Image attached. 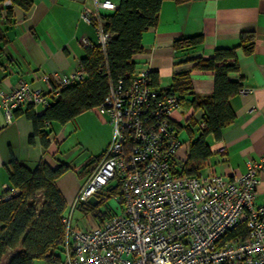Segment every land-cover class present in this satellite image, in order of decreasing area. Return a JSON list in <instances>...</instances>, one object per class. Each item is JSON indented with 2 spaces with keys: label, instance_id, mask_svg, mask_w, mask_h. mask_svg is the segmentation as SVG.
I'll list each match as a JSON object with an SVG mask.
<instances>
[{
  "label": "built area",
  "instance_id": "obj_1",
  "mask_svg": "<svg viewBox=\"0 0 264 264\" xmlns=\"http://www.w3.org/2000/svg\"><path fill=\"white\" fill-rule=\"evenodd\" d=\"M4 4L11 6L12 0ZM117 6L114 0H90L83 6L81 18L98 35L96 42L84 38L85 47L107 48L113 34L105 30V13ZM150 72L144 67L129 83L120 79L112 84L94 108L103 118L110 116L113 138L62 218L64 264H264V202L256 201L264 157L247 160L246 172L232 177L213 171L176 173L173 164L182 141L172 113L181 99L153 86ZM38 78L45 85L33 87L22 79L10 92H0L7 122L22 105L46 108L63 87L85 74L80 68L41 72ZM251 91L240 89L245 95ZM113 181L121 211L101 225L73 226L74 209L91 197L107 200ZM15 193L8 184L0 201Z\"/></svg>",
  "mask_w": 264,
  "mask_h": 264
},
{
  "label": "crops",
  "instance_id": "obj_2",
  "mask_svg": "<svg viewBox=\"0 0 264 264\" xmlns=\"http://www.w3.org/2000/svg\"><path fill=\"white\" fill-rule=\"evenodd\" d=\"M114 1L119 3V0ZM85 4H90V0H33L29 10L13 4L8 21L9 6L0 0L3 34L0 39V92H10L22 79L33 87L43 86V80L38 78L41 72L69 73L82 67V59L88 55L83 39L94 42L98 39L94 26L81 18ZM243 33L254 34L255 49L250 54H246L241 46ZM198 34L203 35L202 43L188 49L175 48L177 39ZM142 45L144 52L137 57L138 68L150 67L158 75V85L162 88L172 86L176 71L191 69L194 93L182 94L183 100L172 113L180 140H186L182 141L185 145L183 156L180 153L176 157L178 168L181 161L183 164L191 141L201 133L204 111L193 106L194 95L214 92V72L194 68L195 60L212 57L218 48L236 49L239 71L231 77L252 91L248 95L239 91L230 99L235 120L223 129L220 138L211 137L212 154L201 172L213 171L232 177L235 173L246 172L247 160L264 157V0H189L180 4L165 0L158 25L143 33ZM28 106H33L38 114L45 110L42 105L25 104L18 108L20 113L14 120L7 122L0 107V193L9 184L5 164L11 159L16 158L30 168L36 167L42 158L53 166L62 160L73 164L75 170L80 169L65 185L63 182L58 185L68 208L69 203L75 202L113 138L110 116L105 115L104 119L93 108L64 125L54 124L52 142L44 151L39 138L34 144L30 143L33 123L25 114ZM71 137L69 147L86 145L91 152L87 158L80 160L81 155L69 157L75 149H68L62 156V147ZM90 163L87 173L84 168ZM257 177L256 201L263 203L264 169ZM111 186L112 183L108 188ZM102 223L87 221L81 226L93 227Z\"/></svg>",
  "mask_w": 264,
  "mask_h": 264
},
{
  "label": "trees",
  "instance_id": "obj_3",
  "mask_svg": "<svg viewBox=\"0 0 264 264\" xmlns=\"http://www.w3.org/2000/svg\"><path fill=\"white\" fill-rule=\"evenodd\" d=\"M164 1L119 0L116 9L105 13V30L113 36L105 50L99 45L88 48V55L82 59L81 67L85 78L63 87L59 97L53 98L43 113L38 114L33 106L25 110L33 123L30 143L34 144L35 139L39 138L43 150L47 151L53 139L54 124L64 125L82 112L100 105L111 85L120 79L125 83L130 82L139 70L137 57L144 52L142 35L158 25ZM173 1L180 4L189 0ZM13 4L29 10L33 0H12ZM12 5L8 7V21L12 16ZM2 37L0 27V39ZM202 41L203 35L198 34L177 39L174 46L176 49H188ZM241 46L246 54L252 53L255 49L254 34L243 33ZM195 61L194 68L214 72V92L205 96L194 95L193 106L204 111L200 122L201 133L191 141L180 168L176 159L173 164L176 173L190 175L199 174L211 156V137L220 138L223 129L234 122L236 115L230 99L243 88L238 80L231 77L239 71L235 48H218L212 57ZM150 74L152 85L160 87L158 75L152 70ZM162 90L177 94L181 101L182 94L194 93L191 69L176 71L172 86ZM19 113L17 109L15 116ZM92 163L84 168L85 172L89 173ZM69 168L62 160L53 166L44 158L34 168L16 158L5 164L9 185L17 189V193L0 201V264H34L36 259L44 264H64L66 229L62 218L66 214L67 201L57 181ZM117 187L115 182L108 189L116 195ZM39 193L42 194L40 206L35 199ZM77 207L85 213H95L97 209L89 202H81ZM110 216L101 219V222ZM9 253L10 257L4 262Z\"/></svg>",
  "mask_w": 264,
  "mask_h": 264
},
{
  "label": "rangeland",
  "instance_id": "obj_4",
  "mask_svg": "<svg viewBox=\"0 0 264 264\" xmlns=\"http://www.w3.org/2000/svg\"><path fill=\"white\" fill-rule=\"evenodd\" d=\"M182 137V136H181ZM73 137H71L68 141H66L62 147V156H64L63 152L69 151L70 149L74 150V152H71L69 154V157L71 155H81L80 160L83 158H87L90 150H87V146L83 145V144H78L75 147L71 146L69 147L71 141H72ZM181 141H186V140H181ZM69 147V148H68ZM69 149V150H68ZM87 150V151H86ZM185 150V145H181V147L179 148V152H178V156H180L182 154L183 156V152ZM181 153V154H180ZM68 162V161H67ZM69 163V162H68ZM67 163V164H68ZM80 162H77V165ZM180 165H182V161L179 163ZM69 165V170L64 173L59 179H58V185L60 186V183L63 182V185H65V183L67 182V180H69V178H71L70 176H74L75 173L77 174V171H79L80 169L77 168V170L74 169V165L73 164H68ZM74 172V173H73ZM62 180V181H60ZM116 181L112 182V185H115ZM36 202L38 203V206H40V202L42 200V194H38L36 196ZM72 207V204H68V208L66 211V214L70 213V209ZM97 209L96 212L93 213H85L84 211H82V209H80L79 207H76L74 209L73 215H72V225H83V223L87 224V221H89L91 224L92 223H101V219L106 218L109 215H113L119 211H121V207H120V202L117 198V196L115 194H113L112 196H110L107 200L99 203L98 205H96ZM11 253H9L8 255H6V257L4 258V262L8 260V258L10 257ZM66 260V254L65 252L63 253V261L65 262ZM34 264H44L41 260L36 259Z\"/></svg>",
  "mask_w": 264,
  "mask_h": 264
},
{
  "label": "water",
  "instance_id": "obj_5",
  "mask_svg": "<svg viewBox=\"0 0 264 264\" xmlns=\"http://www.w3.org/2000/svg\"><path fill=\"white\" fill-rule=\"evenodd\" d=\"M88 202L94 206H96L99 202L98 199L96 197H91L89 198Z\"/></svg>",
  "mask_w": 264,
  "mask_h": 264
}]
</instances>
